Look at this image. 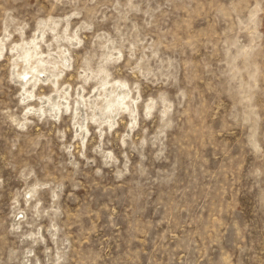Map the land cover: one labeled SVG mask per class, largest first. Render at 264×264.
Segmentation results:
<instances>
[{
    "label": "rangeland",
    "instance_id": "obj_1",
    "mask_svg": "<svg viewBox=\"0 0 264 264\" xmlns=\"http://www.w3.org/2000/svg\"><path fill=\"white\" fill-rule=\"evenodd\" d=\"M0 44V264H264V0H0Z\"/></svg>",
    "mask_w": 264,
    "mask_h": 264
},
{
    "label": "bare ground",
    "instance_id": "obj_2",
    "mask_svg": "<svg viewBox=\"0 0 264 264\" xmlns=\"http://www.w3.org/2000/svg\"><path fill=\"white\" fill-rule=\"evenodd\" d=\"M31 42L34 45L33 50L27 49L23 54L18 55V57L21 59V61H26V62L30 61L29 66L25 67L24 70H22V71H18V74L22 78V83L24 85L32 84L33 87H34V85L39 80L42 79V78H40L38 76L41 72L48 71L49 70L48 66L50 67V70H51L52 67H56L57 66V69L58 70L60 69L59 71L51 70L53 72V75L55 76L54 79H51V82L56 87L58 85V83H59V78H60V75H61L60 72H61V69L63 67L60 65L59 61H55L53 59H47L43 55L38 56V52H37L38 43H37V40L33 39ZM49 56L52 57V54H49ZM18 60L15 61V64H17V65H19V61ZM62 65L65 66V63H62ZM108 84H109V82H107V81L102 84L104 90H106ZM56 90L58 92H62V96L67 98L65 91L60 90L59 87ZM29 95L32 96L33 94L29 93ZM103 96H104V98H106L107 96H110L108 101H107V103H106L107 105H105V107L103 108V112L106 114V117L109 118L108 123L111 125V124L114 123L112 114L115 113L116 110L118 109L119 100L116 99L115 97H112L110 94H108V95L104 94ZM82 98H84V96H82ZM49 100H52V97H49ZM77 101H79V100H77ZM52 104H53L55 110L61 108V103H56V102L53 103L52 102Z\"/></svg>",
    "mask_w": 264,
    "mask_h": 264
}]
</instances>
